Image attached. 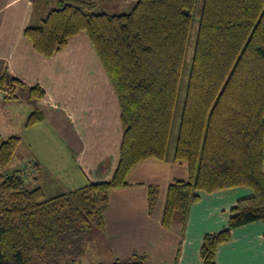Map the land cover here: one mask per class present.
<instances>
[{
	"label": "trees",
	"instance_id": "1",
	"mask_svg": "<svg viewBox=\"0 0 264 264\" xmlns=\"http://www.w3.org/2000/svg\"><path fill=\"white\" fill-rule=\"evenodd\" d=\"M47 6L24 35L52 58L71 38L87 34L120 104V158L109 182L48 197L27 185L35 165L11 168L20 137L0 143V264H79L94 232L105 229L109 192L127 187L130 172L149 159L189 169L187 181L168 186L166 229L178 221L184 231L198 192L253 191L231 209L228 228L204 236L201 261L217 264L218 248L233 229L264 221V0H137L122 7L127 13L103 0ZM18 83L0 76V90L9 93L3 100L14 97ZM30 92L35 100L45 95L39 87ZM42 119L36 112L27 126ZM158 196L159 188L150 186V213ZM109 264L150 263L135 254Z\"/></svg>",
	"mask_w": 264,
	"mask_h": 264
},
{
	"label": "crops",
	"instance_id": "2",
	"mask_svg": "<svg viewBox=\"0 0 264 264\" xmlns=\"http://www.w3.org/2000/svg\"><path fill=\"white\" fill-rule=\"evenodd\" d=\"M103 1L122 9L137 0ZM37 3L0 0V76L19 81L14 97L0 101V143L20 137L11 168L35 165L27 185L55 197L109 182L119 162L123 129L117 95L86 33L71 38L52 58L41 55L25 37L29 23L39 24L44 17L38 20ZM41 3L46 12L56 0ZM34 87L44 90L43 98L31 96ZM36 112L43 115L42 121L27 126ZM188 178L186 163L149 159L130 172L127 187L109 192L101 233L105 264L135 254L147 256L150 264H203L204 236L228 228L231 209L253 191L243 187L198 192L200 200L191 205L184 231L178 221L166 229L161 217L168 186ZM152 185L159 188V196L150 213ZM216 261L264 264V221L233 229L231 240L219 246Z\"/></svg>",
	"mask_w": 264,
	"mask_h": 264
},
{
	"label": "rangeland",
	"instance_id": "3",
	"mask_svg": "<svg viewBox=\"0 0 264 264\" xmlns=\"http://www.w3.org/2000/svg\"><path fill=\"white\" fill-rule=\"evenodd\" d=\"M16 1H20V0H16ZM25 1V0H24ZM202 0H199V5L201 4ZM37 2L39 3L38 5V10L36 11V15H38V20L40 18L43 17V10H42V0H37ZM37 3V4H38ZM127 8V7H126ZM120 9V8H116L113 11H118L120 13H127L130 9ZM0 101H4V100H0ZM184 101V94L182 93L180 96V105L183 103ZM180 109L177 112V117H176V122H175V130H174V134H173V140L177 137V131H178V123H179V118H180ZM172 147H174L175 143H171ZM101 255H106V251L104 249V246L102 244V234L100 231H95L93 236H92V242H91V249L90 252L84 256L82 258V260L79 262V264H105L106 260L102 258Z\"/></svg>",
	"mask_w": 264,
	"mask_h": 264
},
{
	"label": "built area",
	"instance_id": "4",
	"mask_svg": "<svg viewBox=\"0 0 264 264\" xmlns=\"http://www.w3.org/2000/svg\"><path fill=\"white\" fill-rule=\"evenodd\" d=\"M8 95H9L8 91L0 90V100H3Z\"/></svg>",
	"mask_w": 264,
	"mask_h": 264
},
{
	"label": "snow or ice",
	"instance_id": "5",
	"mask_svg": "<svg viewBox=\"0 0 264 264\" xmlns=\"http://www.w3.org/2000/svg\"><path fill=\"white\" fill-rule=\"evenodd\" d=\"M230 264H250L248 261H235V262H230Z\"/></svg>",
	"mask_w": 264,
	"mask_h": 264
},
{
	"label": "water",
	"instance_id": "6",
	"mask_svg": "<svg viewBox=\"0 0 264 264\" xmlns=\"http://www.w3.org/2000/svg\"><path fill=\"white\" fill-rule=\"evenodd\" d=\"M185 13H186V14H188V12H187V11H186Z\"/></svg>",
	"mask_w": 264,
	"mask_h": 264
}]
</instances>
